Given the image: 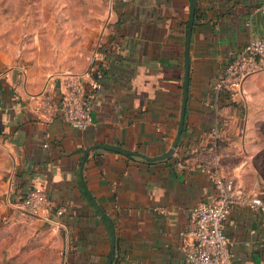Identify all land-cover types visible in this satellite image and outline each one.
<instances>
[{
    "label": "crops",
    "instance_id": "obj_1",
    "mask_svg": "<svg viewBox=\"0 0 264 264\" xmlns=\"http://www.w3.org/2000/svg\"><path fill=\"white\" fill-rule=\"evenodd\" d=\"M189 2L106 0L104 22L92 27L82 69L52 67L37 51L26 57L0 50V193L6 207L16 210L27 190L40 187L54 207L65 208L61 216L36 215L52 234L63 232L61 264H106L112 235V264H184L192 210L217 191L205 175L173 163L194 157L214 125L222 175L264 197L259 72L236 95L215 89L247 40L264 36V0H195L184 127L174 159H158L172 144L179 121ZM95 53H103L104 61L91 99L92 124L79 130L60 114L46 121L35 109L42 95L57 96L69 76L89 88ZM94 144L137 154L97 148L80 172L83 151ZM223 228L232 264H264V213L235 206Z\"/></svg>",
    "mask_w": 264,
    "mask_h": 264
},
{
    "label": "built area",
    "instance_id": "obj_2",
    "mask_svg": "<svg viewBox=\"0 0 264 264\" xmlns=\"http://www.w3.org/2000/svg\"><path fill=\"white\" fill-rule=\"evenodd\" d=\"M127 3L130 0H108ZM250 21L246 22L249 25ZM103 53H95L91 72L96 78L86 88L75 76L63 81L59 94L46 91L37 105L36 112L46 121H52L60 114L73 128L85 130L92 124L91 99L98 82L103 77ZM264 70V36H251L243 48L226 64L223 73L215 81V89L228 95L241 92L245 80ZM178 170H187L205 175L215 187L216 197L209 202H200L192 210L193 227L189 232V241L184 249V264H232V253L223 224L233 207H246L264 213V197L248 192L237 185L234 179L221 173V157L219 150V127L214 125L208 133V143L195 152V156L187 155L173 163ZM20 207L32 214L46 213L51 215L54 205L47 190L32 187L27 190L20 201ZM65 212L64 207L55 208L54 215ZM264 247V236L260 239Z\"/></svg>",
    "mask_w": 264,
    "mask_h": 264
},
{
    "label": "rangeland",
    "instance_id": "obj_3",
    "mask_svg": "<svg viewBox=\"0 0 264 264\" xmlns=\"http://www.w3.org/2000/svg\"><path fill=\"white\" fill-rule=\"evenodd\" d=\"M105 15L106 0H0V50L15 49L26 57L37 51L52 67L82 69L91 51L92 27ZM256 83L264 88V70ZM262 110L259 117L264 118ZM259 129L264 134V121ZM4 202L0 193V264H61L63 232L52 234L38 216Z\"/></svg>",
    "mask_w": 264,
    "mask_h": 264
},
{
    "label": "water",
    "instance_id": "obj_4",
    "mask_svg": "<svg viewBox=\"0 0 264 264\" xmlns=\"http://www.w3.org/2000/svg\"><path fill=\"white\" fill-rule=\"evenodd\" d=\"M194 14H195V0H190V2H189V18H188L187 25H186L187 31H186L185 42H184V54H185V56H184L183 92H182V100H181V108H180V113H179L178 126H177V130H176L174 140H173L172 144L170 145L169 149L167 150V152L164 155L158 157V159L170 158L176 152L177 146L180 142L181 133H182L183 127H184L186 102H187V98H188V83H189V65H190L189 42H190V35H191V31H192V26H193ZM97 148L118 152V153H121L123 155H134L135 154L133 151H129V150H126L124 148H121V147H118L115 145L94 144V145L87 147L83 151V158H82L81 165H80V172L82 171V166H83L84 161L87 158L89 152L94 150V149H97ZM144 158L146 160H150V161L154 160V158H151V157H144ZM101 214H102V217L104 219H106L108 221L109 225L112 227L111 222L107 219L105 214L103 212H101ZM114 253H115V237H114V235H112L110 251H109V255H108V259H107L106 264H112L113 259H114Z\"/></svg>",
    "mask_w": 264,
    "mask_h": 264
},
{
    "label": "trees",
    "instance_id": "obj_5",
    "mask_svg": "<svg viewBox=\"0 0 264 264\" xmlns=\"http://www.w3.org/2000/svg\"><path fill=\"white\" fill-rule=\"evenodd\" d=\"M102 72H103V68H102ZM91 75H92V79H95L96 78V73L95 72H91ZM135 154H137V153H135ZM181 158H186V155H184V157L182 156ZM174 159V157H170V158H168V159H166L165 161L166 162H170L171 160H173ZM177 160V159H176ZM21 201V200H20ZM55 208H57V207H53V209H52V211L50 212V214H53L52 212H54V210H55ZM62 215V214H61ZM61 215H59V216H61ZM51 215H49V217H50ZM68 249H71V248H69L68 247Z\"/></svg>",
    "mask_w": 264,
    "mask_h": 264
}]
</instances>
